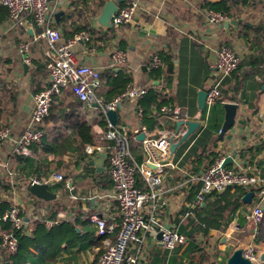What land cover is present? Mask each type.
Wrapping results in <instances>:
<instances>
[{
	"label": "crops",
	"instance_id": "0c3cea01",
	"mask_svg": "<svg viewBox=\"0 0 264 264\" xmlns=\"http://www.w3.org/2000/svg\"><path fill=\"white\" fill-rule=\"evenodd\" d=\"M65 1L66 6L59 8L53 15L51 24L60 31V41L70 37L74 27L80 23H88L97 36L105 33V26L97 22V16L102 7L97 15L89 20L87 19L89 17L79 11L81 0ZM219 1L138 0L136 12L124 24L120 34L114 29L115 35L110 31L106 32V36H110L107 41L101 38L91 42H80L75 46V53L80 62L100 68L101 86L96 89L97 96H103L108 92L111 95L110 99L115 98L129 86L147 90L146 94L138 100L123 97L115 109L117 113L115 124L143 128L135 134L129 132V147L136 160L142 161L145 157L142 140L137 138L140 133L143 132L144 137H149L157 136L163 130H179L181 134L174 140L177 142L187 128L186 121L199 123L192 133L194 134L192 141L178 156H175L180 148L178 146L165 161L161 171V193L155 207L144 205L142 209L144 217L149 219L153 216L156 219L155 223L163 228L183 233L190 232L193 224H220L218 228L210 227L207 237L221 234L226 227L227 231L224 234L234 230L243 231V235L247 233L248 240H251L248 244L257 248L261 259L262 256L264 257V244L257 243L254 236L259 223L254 225L245 219V214L256 203L257 188L252 190V186L247 187L243 193L235 188L213 191L206 196L201 205L191 207L200 188L196 178L202 169L218 156H232V161L225 165L230 168L236 169V162H241L244 169H248V166H258L264 170V74L260 76L264 59L258 60L260 55L264 57V47H261L264 45V40L256 47L248 49L251 45L246 38L254 28L251 29V26L245 23L246 15H242L244 16L242 19L226 17V20L236 21V24L229 23L227 26H224L226 20L217 25L208 23L206 20L208 8L205 3ZM263 3L264 0H260L255 7L248 6L247 13L255 14L254 17H248L251 22L255 23L260 15L264 16L263 12L259 11ZM0 10L3 13L0 12V56L14 63L10 79H13L18 89L16 113L10 114L8 118L12 133L5 143L0 145V158L6 162L7 166L5 170H0V183L6 181L7 184L5 187L0 185V201L5 200L11 206L15 202H24L29 195L31 197L25 179L28 180L29 176L35 175L36 163H41L44 168L47 160H54L52 154H48L46 158H39L32 147L31 155L28 156L17 155L12 151V138L20 133L18 120L28 119L33 106V95L47 84L48 70L44 65V59L49 46L44 38L34 39L33 32L38 31L39 28L32 30L21 25L11 27L8 24L7 8L0 4ZM6 16L7 18L4 19ZM242 22L247 26L248 35L242 34L245 29L241 26ZM20 42L27 43L31 58L28 65L23 63L17 47ZM217 44L237 48L242 53L241 57L246 56V60L236 72L224 78L221 85V97L208 110L205 107L199 110L196 107L198 91L207 92L218 76L214 66V49ZM115 46L125 50L127 57L124 62L111 68L108 66L109 52ZM154 56L161 60L160 65L152 64ZM115 85H119V88L112 91ZM66 93L63 91L55 97L54 101L60 103L62 99L66 103L70 98H67ZM97 98L103 100L101 97ZM135 101L141 106L142 115L136 113ZM226 102L236 103L237 109L233 124L220 135V128L224 121L223 104ZM167 103L179 106L177 120H171L168 115L161 116L158 113L160 106L168 105ZM215 105L221 107L218 114L212 111ZM80 108L81 114L86 112L85 117L95 132V139L91 144L101 148L95 149L91 155L84 153L83 158L80 159L76 158L75 153L74 156L70 154L69 157L63 155V169L69 168L65 173L61 171L60 173L69 180L49 184V190L55 193V198L43 201L46 207L50 204L47 208L49 215L70 205L69 210L75 214V218L65 220L53 230L48 231L44 239L46 250L41 252V255L32 249L37 264H94L105 245L103 238L96 233L89 216L96 213L117 218L119 214L115 202L89 197L97 191L104 190V186L109 183L111 185L107 176V165L110 146L113 142L102 137V133L108 129L111 122L106 116L107 112H102L95 104L82 102ZM178 120H182L183 123L177 128ZM211 121L215 122L212 128L209 127ZM206 131H210L211 135L204 138L203 133ZM67 133H71L70 129H67ZM203 139H206L208 144L212 140L215 141L213 145L208 146L210 159L205 161L197 160L196 155L191 153L193 146L197 148L196 154L200 152ZM23 157L31 159V164L26 169L22 168ZM87 164L92 170L86 169ZM7 172H11L12 176L7 175ZM51 172L55 171L41 175ZM137 185L147 190L143 183L138 182ZM249 190H252L254 194L251 201L246 203L242 201V198ZM73 196H76L77 200H74ZM246 224L250 227L247 228ZM197 232V241L201 242L200 240L204 237L199 231ZM109 238L112 241L113 235L110 234ZM224 240L225 238H222V242ZM188 243L187 239L186 244L177 252H169L162 247L157 235L154 239L151 234H148L139 242H131L125 254L126 256L137 255L136 262L131 264H195V262L208 264L209 254L195 252L191 255L192 257L184 256ZM213 249L214 246L212 251ZM229 255L222 264L226 263ZM212 257L218 260L217 254H213Z\"/></svg>",
	"mask_w": 264,
	"mask_h": 264
},
{
	"label": "built area",
	"instance_id": "2783aa9c",
	"mask_svg": "<svg viewBox=\"0 0 264 264\" xmlns=\"http://www.w3.org/2000/svg\"><path fill=\"white\" fill-rule=\"evenodd\" d=\"M9 13V26L21 25L29 27L33 32L34 39H46L49 49L45 53L48 79L46 86L35 93L32 97L33 106L27 120H18L20 133L12 138V151L17 155H31V144L39 142L43 136L40 123L49 114L50 108L56 96L63 91L71 93L81 102L92 103L98 106L102 112L115 110L123 97L138 100L142 98L147 90L142 87L129 86L122 94L114 99L104 102L97 98L96 89L101 86L100 68L90 64L82 63L75 53V46L80 42H88L90 36L79 30L64 41H60V31L53 27V15L61 7H65V0H0ZM138 8V0H125L118 9L111 15L112 27L117 33H121L124 24L127 23ZM28 14V17L26 15ZM227 18L216 10H206V20L210 24H221ZM18 49L25 64H30L31 58L28 53L27 43L20 42ZM241 51L237 48L217 44L214 49V66L218 76L213 80L207 89L205 108L208 110L220 97V85L222 80L230 75L236 68L241 58ZM126 52L115 46L109 52L108 66L116 67L126 60ZM154 66L161 64V60L154 56ZM137 104L136 113L142 115L141 106ZM158 113L161 116H169L171 120H177L179 106L177 104L162 105ZM197 117V116H195ZM139 127H130L123 124H109L108 129L102 133V137L111 140L107 165V176L111 187L97 191L90 195V198L115 202L118 208V217L111 218L105 215L90 214L89 219L95 227L96 233L103 238L105 245L102 253L94 261V264H128L136 262L137 255L126 256L125 252L131 242H139L146 235L151 234L155 239L158 232H161L159 242L165 250L172 251L182 247L187 242L184 234L170 228H163L156 224L155 217L149 219L143 215V207L148 204L156 206L159 198L161 171L165 161L170 156V145L177 139L181 132L179 130H163L157 136H145L141 145L144 150V160L138 161L132 155L129 147V132L138 133ZM10 124L0 126V143L11 135ZM100 146L86 144L84 152L91 155ZM224 156H218L210 165L202 169L198 175L197 182L200 188L196 193L191 207L201 205L206 196L213 191H223L228 187L242 186L255 187L256 203L251 210L245 214V219L252 224L260 223L264 216V170L258 166L244 169L241 162H236L234 168L222 166ZM7 168L6 162L0 158V170ZM6 175V174H4ZM7 175L12 176L11 172ZM13 178V177H11ZM61 173L51 172L47 175L29 176L28 187L34 183H59L67 181ZM143 183L147 190L140 188L137 183ZM30 196V195H29ZM27 196L22 203L15 202L7 210L0 214V248L6 254H12L17 250V235L8 229L5 224H10L12 229L21 234L30 235L33 231L34 222L39 219V213L43 224L50 228L61 221L75 218L70 211V205L65 209L55 211L51 217L47 207L35 201L34 197ZM77 200L76 196H73ZM64 204V203H62ZM41 220V219H40ZM113 235V240L109 235ZM254 246L249 245L243 250V255L254 264H260L259 256L254 254ZM261 261V262H260Z\"/></svg>",
	"mask_w": 264,
	"mask_h": 264
},
{
	"label": "trees",
	"instance_id": "16d2710c",
	"mask_svg": "<svg viewBox=\"0 0 264 264\" xmlns=\"http://www.w3.org/2000/svg\"><path fill=\"white\" fill-rule=\"evenodd\" d=\"M106 1L107 0H81L80 5L82 6V8L80 6L79 11L84 16L89 17V18L86 17L87 19L91 20L92 17L97 15L99 9L103 6V4ZM259 1L260 0H220L219 2H207L205 4L208 9L218 10L222 12L227 18H230V19H237V18L242 19V17H244L242 15H246L245 19L247 18V20L245 21V23H247V25H250L251 27L250 26L249 27L251 29L254 28L253 32L250 33L249 36H247L246 38V40H248L251 45V47H248V49L249 48L252 49L254 46L256 47L257 44H260L264 40V16L260 15V18L255 23L251 22L250 19H248V17H254L255 14L254 13L250 14V12L247 13V8L248 6H251V5L255 7V5ZM87 2L89 3L87 4ZM70 5H72V2H70ZM261 6L262 8L259 11L263 12L264 14V3ZM1 11L2 10H0V12ZM5 18H7V16L4 17V19ZM245 23L243 22L241 23V26L245 28L242 31V34L248 35L249 31L247 30V26ZM82 29L90 36V40L88 42L94 41L96 39H101V38L102 39L105 38V41H107L108 38L110 37V36H106L107 31H110L115 35V31L113 27L111 28L105 27L104 29L105 36H103L104 34L101 36L99 35L97 36L96 33H94V29H92L88 23H83V24L80 23L76 25L73 29L74 31L72 32V35ZM113 34L111 36L112 38H113ZM261 47H264V45H262ZM263 59H264L263 55H260L258 57V60L260 61H263ZM245 60H246V56L243 57L242 55L237 65V68L232 73L236 72L242 66V64H244ZM45 64H46V60L44 59V65ZM13 68H14L13 62H10L9 59L3 56H0V126L4 124H8L9 115L12 113H16V110H17L18 89L13 79H10ZM262 74H264V64H263L262 69L260 70V76H262ZM221 85H222V82H221ZM221 85H220V91H219L220 97L222 95ZM118 88H119V85H115L112 91ZM40 90L41 89H39L38 91ZM66 92H67L66 93L67 98L70 97L68 98V101L65 103V100L61 99L60 103L55 102V101L53 102L50 108L49 114L46 117H44L40 123V128L43 132V136L41 137L39 142H34L31 144V147L37 153V156L39 158H46L48 154H52L54 157L53 161L47 160L46 164H44V167L47 169V171L42 170L41 163L39 164L36 163L34 174L37 176H40L41 174H46L47 172L49 173L52 170L58 173H60V171L62 173H65L67 168L69 167H66L63 169V166H62L63 155L65 153L71 154L73 156L76 154L77 155L76 158L78 159L83 158V155L85 153L84 146L86 144H91L94 142L95 132L93 130L92 125L87 121L85 117L86 112L84 114L80 113L81 112L80 106H82V102L75 99L71 91H66ZM70 94H72L73 96H71ZM97 97L103 98L102 101L104 102H108L114 98L113 97L110 99L111 95L108 92L103 96L99 95ZM214 125H215V122L211 121V124H209V127L212 128ZM67 129H70L71 133L68 134ZM214 142L215 141L212 140L208 144V141H206V139H203V143L200 144L201 146L200 152L196 154L197 148L196 146L195 147L193 146L191 153H194V155H196L197 160H202V161L208 160L210 159L209 157L210 154H208L207 148L210 144L213 145ZM0 145H2V143H0ZM50 162H55L53 163L55 165L52 166V163ZM30 164H31V159L27 157H23L22 168L26 169L27 167L30 166ZM208 165H210V163ZM89 168L90 167L87 164L86 169H89ZM90 170L92 169L90 168ZM25 181H26V186H28L29 184L28 180L25 179ZM1 184H2V187H5L6 181H2L0 185ZM110 186L111 185L109 183L107 186H104V188L107 189L106 187L110 188ZM228 188H235L238 192L243 193L244 189L247 187L234 186V187H228ZM252 188H253L252 190L256 189L255 187H252ZM31 196L33 195L31 194ZM34 199L39 204L45 205V202L43 200H39L36 198ZM226 200H229V199H226ZM49 205L50 204H48L47 208L49 207ZM226 205H228V203H226ZM9 206L10 205L5 200L0 201V214L3 212V210L8 209ZM37 214L39 215V219L34 222L35 224L33 226V231L30 236L21 234L19 231L12 229V227L8 223L3 226L4 229L6 228L10 231H13L17 235L18 246H17V250L12 254H6L0 248V264H27V263L37 264V261L35 259L34 253L32 252V249L36 250L38 255H41V252H44L46 250L44 239L47 237L48 231L53 230L58 224H62L63 222L61 221L57 225L47 228L43 224V221H42L43 217L39 213ZM54 215H55V212L51 213L50 216L53 217ZM219 226L220 224H217V225L193 224L192 230L190 232L183 233V232L178 231L179 233L184 234L189 242L184 251V254H185L184 256L187 255L189 257H192L191 255L194 254L195 252H198L199 254H202V253L206 254L207 252L212 251L213 246H210V248H208L207 251L204 248H202V246L197 241V233H198L197 231H199L204 238H207L209 228L210 227L218 228ZM254 236H255V241L257 243L261 242L264 244V216H263L262 221L257 225V230ZM178 249L179 248H176L175 250L177 251Z\"/></svg>",
	"mask_w": 264,
	"mask_h": 264
},
{
	"label": "water",
	"instance_id": "95a60500",
	"mask_svg": "<svg viewBox=\"0 0 264 264\" xmlns=\"http://www.w3.org/2000/svg\"><path fill=\"white\" fill-rule=\"evenodd\" d=\"M125 0H107L102 8L100 13L97 16V22L105 27L111 28V15L118 9L119 5L123 3ZM229 23L236 24L235 20H226L224 22V26H227ZM24 69H26V66L24 65ZM207 92L205 90H199L197 93V99H196V107L199 110H203L205 107V98H206ZM224 108V121L222 123V126L220 128V135L225 132L234 122V116L237 109V104L234 102H226L223 104ZM107 118L110 120L111 124H115L117 119V113L115 110H108L106 113ZM182 120H178L176 122L177 128L180 124H182ZM187 125V128L185 132L181 135L180 140L177 142H171L170 145V155H172L175 151V149L184 141L186 138L191 135L195 128L198 126V122L196 121H186L185 123ZM176 128V129H177ZM144 137V133H140L137 138L139 140H142ZM232 161V156H226L223 160L222 166H225L226 164L230 163ZM29 192L35 196L36 198L42 199V200H51L55 198V193L51 192L49 190V184L48 183H34L29 186ZM254 192L252 190H249L245 193V195L242 198V201L249 203L251 201L252 195ZM157 238H161V232L157 233ZM264 257L262 256L261 259ZM225 264H254L251 260H249L247 257L243 255V249L242 248H236L232 251V253L228 256Z\"/></svg>",
	"mask_w": 264,
	"mask_h": 264
},
{
	"label": "rangeland",
	"instance_id": "374dc122",
	"mask_svg": "<svg viewBox=\"0 0 264 264\" xmlns=\"http://www.w3.org/2000/svg\"><path fill=\"white\" fill-rule=\"evenodd\" d=\"M220 110H221V107L219 105H215L212 109L213 113L215 112L217 114L219 113ZM213 113H212V115H213ZM213 134H212V136H213ZM193 135L194 134H191L188 138H186V140H184L179 145L180 148L177 150L175 156H178L182 152V150L187 146V144H189L192 141V139L194 138ZM210 135H211L210 131H206L203 133L204 138L209 137ZM64 155H65V157L70 156V154H68V153H65ZM54 165L55 164L52 163V166H54ZM42 170L47 171V169L45 167L42 168ZM248 225L249 224H246L247 228L250 227ZM226 228L221 232V234L217 233L215 235V237H207V238H203L200 240L201 242H199V244L205 250L210 248V246H215L213 251H209L206 253L207 255L209 254L208 264H219V263L222 264L224 262L225 258L227 257V255L231 254L234 249L242 248L243 250H246L249 247V245H251V244H248L251 242V240H248L249 236H246V235H248L247 233H245V235H243V233H244L243 231L239 232V231L234 230L229 234H224V232L227 231ZM221 236H222V238H225V240L223 242H222V238H220ZM208 238H209V240H208ZM241 242H243V244H241ZM251 246H253V245H251ZM254 250H255L254 254L258 256L259 253L257 252V248L254 247ZM172 251L177 252L178 250L176 251L174 249ZM213 254H217L218 260L217 259L215 260L212 257ZM219 259L221 261H219ZM260 260L263 261L264 258L260 259ZM195 264H197V262H195ZM262 264H264V261L262 262Z\"/></svg>",
	"mask_w": 264,
	"mask_h": 264
}]
</instances>
